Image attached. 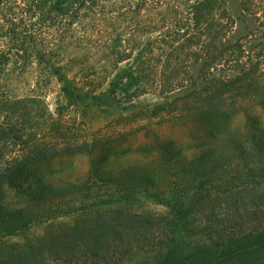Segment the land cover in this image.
Instances as JSON below:
<instances>
[{
  "label": "trees",
  "instance_id": "obj_1",
  "mask_svg": "<svg viewBox=\"0 0 264 264\" xmlns=\"http://www.w3.org/2000/svg\"><path fill=\"white\" fill-rule=\"evenodd\" d=\"M235 1L0 0V264L264 256V125L247 108L264 109V0ZM250 17L260 26L241 30ZM54 83L65 109L47 100ZM148 97L136 114L186 131L191 119L200 143L150 135L114 158L67 120ZM76 151L81 177L50 163Z\"/></svg>",
  "mask_w": 264,
  "mask_h": 264
},
{
  "label": "rangeland",
  "instance_id": "obj_2",
  "mask_svg": "<svg viewBox=\"0 0 264 264\" xmlns=\"http://www.w3.org/2000/svg\"><path fill=\"white\" fill-rule=\"evenodd\" d=\"M232 5L236 8L237 1ZM238 23V27L241 28V30L245 25L251 28L260 26L259 21L255 22L254 18L251 19V17L247 23L241 22L240 20ZM47 100L53 109H55L59 103L62 104L61 109H65L64 101L59 96V86L57 83H54L50 87ZM150 101V97L145 100L142 99L141 102L138 103L137 110L133 111L131 114L128 111L116 110L113 111L112 115L109 117H107L105 112L101 111L97 113L90 112L87 116L82 117L77 114L76 109L72 108V112L67 113L69 115L67 120L73 127L80 126L85 128L88 126L89 128H85L87 134H85L84 137H88L89 139L92 138L97 141V143H105V154L111 155L114 158L118 156L136 157L143 154L146 148L150 146V135L151 137L158 136L169 139L174 142L175 146L184 151H191L196 147L197 143H200L202 140L201 128L191 119L187 121L186 127L187 129L189 128V130L191 129V132L195 133L194 135H189V130H182L176 124H171L172 121H165V119L160 116L153 118L149 123L142 115L136 114L140 113L142 111L141 109L146 108ZM247 108L250 110L251 114L264 125V109L253 103ZM71 114L72 116H70ZM233 120L236 122L246 121V114L243 110H240L234 115ZM148 131L150 133L149 135ZM50 163L55 170H66L70 172L71 176L81 177L89 168V157L80 151L66 152L52 159ZM231 176H234V172L232 171L222 173L217 177V180L214 179L216 181L207 183L205 187L209 189L223 187L220 186V183H223L224 179H228ZM102 193L104 192L101 191L100 194ZM112 264H153V258L150 255L142 256L139 254L138 256ZM239 264H264V256L248 257Z\"/></svg>",
  "mask_w": 264,
  "mask_h": 264
}]
</instances>
